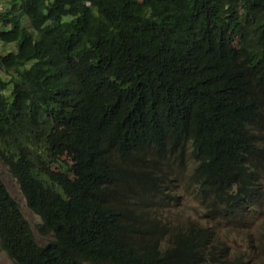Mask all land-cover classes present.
Wrapping results in <instances>:
<instances>
[{"label": "trees", "instance_id": "obj_1", "mask_svg": "<svg viewBox=\"0 0 264 264\" xmlns=\"http://www.w3.org/2000/svg\"><path fill=\"white\" fill-rule=\"evenodd\" d=\"M0 246L16 264H254L264 225V0H6ZM16 73V75L14 74ZM186 178L206 219L162 210ZM253 233V234H251Z\"/></svg>", "mask_w": 264, "mask_h": 264}, {"label": "rangeland", "instance_id": "obj_2", "mask_svg": "<svg viewBox=\"0 0 264 264\" xmlns=\"http://www.w3.org/2000/svg\"><path fill=\"white\" fill-rule=\"evenodd\" d=\"M7 5L6 0H0V7ZM16 46L14 44L0 43V57L6 55L10 51L15 50ZM16 75V73L14 72ZM8 72H1L0 77L8 79ZM0 174L3 182L6 184L7 189L11 197L20 206L24 219L31 224V228L37 243H44L48 241L47 237L39 234V230L36 227L41 221V219L34 214L31 210L26 207V202L20 189V185L17 180L11 174L8 166L0 158ZM176 185L175 189H169L168 194L172 197H178L176 203H172L167 209L162 210L163 215L170 219L176 225H186L191 222H195L200 226L214 227V223L206 219V208L203 202L197 198L198 193L192 190L189 181L186 178H180L177 182L173 183ZM264 184V179H263ZM217 228L219 233L223 238L228 237L231 245L237 251L246 247L244 243V238L248 232H254L255 238L251 243L250 251H246V258H251L254 264H264V225L253 226L249 230L244 229L242 234L237 232L227 230L229 226L225 221H220L217 223ZM0 264H16L12 261L8 255L0 251Z\"/></svg>", "mask_w": 264, "mask_h": 264}, {"label": "clouds", "instance_id": "obj_3", "mask_svg": "<svg viewBox=\"0 0 264 264\" xmlns=\"http://www.w3.org/2000/svg\"><path fill=\"white\" fill-rule=\"evenodd\" d=\"M29 209V208H28ZM31 210V209H29ZM32 211V210H31ZM33 212V211H32ZM37 215V214H36ZM38 216V215H37ZM253 234V233H251ZM246 238H244L245 240ZM39 245H45L47 244V241L44 242V243H39ZM0 251L1 252H4L2 249H1V246H0ZM6 253V252H4ZM67 253L69 255H71L73 258H75L76 260L79 259L81 261L82 264H94V262L92 261L93 259L91 258L92 256V250L91 249H83V248H74V247H70L68 250H67ZM8 255V257L15 262L14 259H12L8 253H6Z\"/></svg>", "mask_w": 264, "mask_h": 264}]
</instances>
